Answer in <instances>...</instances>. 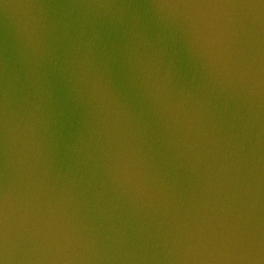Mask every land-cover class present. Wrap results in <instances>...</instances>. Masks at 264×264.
Instances as JSON below:
<instances>
[{
    "label": "water",
    "instance_id": "obj_1",
    "mask_svg": "<svg viewBox=\"0 0 264 264\" xmlns=\"http://www.w3.org/2000/svg\"><path fill=\"white\" fill-rule=\"evenodd\" d=\"M264 29V0H0V77L98 70Z\"/></svg>",
    "mask_w": 264,
    "mask_h": 264
}]
</instances>
